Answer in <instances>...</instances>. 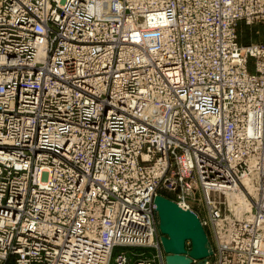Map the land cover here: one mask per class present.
Segmentation results:
<instances>
[{"label": "built area", "instance_id": "1", "mask_svg": "<svg viewBox=\"0 0 264 264\" xmlns=\"http://www.w3.org/2000/svg\"><path fill=\"white\" fill-rule=\"evenodd\" d=\"M161 190L263 262L264 0H0V264H165Z\"/></svg>", "mask_w": 264, "mask_h": 264}, {"label": "water", "instance_id": "2", "mask_svg": "<svg viewBox=\"0 0 264 264\" xmlns=\"http://www.w3.org/2000/svg\"><path fill=\"white\" fill-rule=\"evenodd\" d=\"M165 264H193L211 255L210 244L198 217L174 202L154 198ZM189 243V249L186 244Z\"/></svg>", "mask_w": 264, "mask_h": 264}, {"label": "rangeland", "instance_id": "3", "mask_svg": "<svg viewBox=\"0 0 264 264\" xmlns=\"http://www.w3.org/2000/svg\"><path fill=\"white\" fill-rule=\"evenodd\" d=\"M253 40L254 41H259L260 39H258V37H255V38H253ZM158 195H160V196H163V197H165V198H167V199H169V200H171V201H173V198H174V196L171 194V193H168V192H164V191H159L158 192ZM174 202V201H173ZM192 204H193V206H194V208H196V210H199V211H196L197 213H199V215H203V213H202V207H201V204H196L194 201L192 202ZM195 211V210H194ZM198 215V216H199ZM200 217V216H199ZM205 229V228H204ZM205 231H206V234H207V236H208V239H209V244H210V248L213 246L212 245V241H211V238H210V236H209V232H208V229H205ZM163 236V235H162ZM187 248L189 249V243L187 244ZM163 250V249H162ZM122 251H124V252H126L127 254H141V253H144V254H147V255H152L153 254V251H151V250H148V249H142V248H131V249H121V248H116L115 250H114V255H116V254H118V253H120V252H122ZM211 251H212V248H211ZM210 264H213L212 263V261H211V263Z\"/></svg>", "mask_w": 264, "mask_h": 264}, {"label": "bare ground", "instance_id": "4", "mask_svg": "<svg viewBox=\"0 0 264 264\" xmlns=\"http://www.w3.org/2000/svg\"><path fill=\"white\" fill-rule=\"evenodd\" d=\"M158 195V194H157ZM156 195V196H157ZM235 195L236 194H233V193H231V194H227V200H228V202H230V204L232 203V200L234 199V200H238L239 202H241L242 201V199H241V197L240 196H236L235 197ZM155 196V197H156ZM154 197V198H155ZM163 197V196H162ZM167 199V198H166ZM169 200V199H168ZM171 201V200H170ZM173 202V201H172ZM175 203V202H174ZM176 204V203H175ZM155 205V204H154ZM177 205V204H176ZM178 206V205H177ZM155 208H156V206H155ZM182 209V208H181ZM183 210V209H182ZM191 210V209H190ZM185 211H189V210H185ZM191 212H193L197 217H198V219H199V221H200V223H201V220H200V217L198 216V214H196L195 213V211H192L191 210ZM157 218H158V216H157ZM201 225H202V227H203V224L201 223ZM159 228V227H158ZM203 229H204V227H203ZM205 230V229H204ZM205 233H206V231H205ZM207 235V234H206ZM208 238V237H207ZM209 241V240H208ZM188 244V243H187ZM187 244H186V247H187ZM162 246V245H161ZM188 249V248H187ZM211 249V248H210ZM211 255H212V251H211ZM210 255V256H211ZM194 264V263H193ZM256 264H264V260H263V262H259V263H256Z\"/></svg>", "mask_w": 264, "mask_h": 264}]
</instances>
